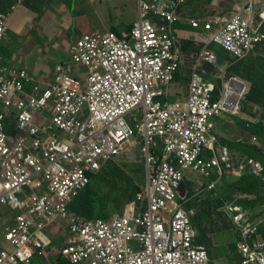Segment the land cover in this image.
<instances>
[{
	"label": "built area",
	"instance_id": "obj_1",
	"mask_svg": "<svg viewBox=\"0 0 264 264\" xmlns=\"http://www.w3.org/2000/svg\"><path fill=\"white\" fill-rule=\"evenodd\" d=\"M135 1L138 17L130 31L83 34L44 86L27 69L2 63L9 13L34 0H13L0 11V205L17 211L12 219L0 213V223L8 224L0 264L36 258L42 264L53 258L70 264H211L207 247L197 242L194 210L186 208L190 198L181 194L188 174L203 178L198 190L217 195L226 180L249 175L264 186L262 163L225 144L213 122L224 113L239 115L250 86L227 76L212 44L235 61L248 57L264 41L256 0L235 7L229 18L190 20L209 36L196 53L188 92L176 90L173 101L185 63L177 25L188 0ZM212 68L222 70L217 82L205 79ZM137 137L148 182L136 199L107 219L72 213L71 203L92 177ZM238 210V264H264L253 211ZM54 228L65 235L59 247L60 235L50 234Z\"/></svg>",
	"mask_w": 264,
	"mask_h": 264
},
{
	"label": "crops",
	"instance_id": "obj_2",
	"mask_svg": "<svg viewBox=\"0 0 264 264\" xmlns=\"http://www.w3.org/2000/svg\"><path fill=\"white\" fill-rule=\"evenodd\" d=\"M108 1H113V4L104 1L107 3V6L102 7L99 12H97V10L91 12L89 4L92 3L88 0H72V4H68L67 0H34L33 3L27 2L26 4L18 7L16 10L10 12L8 16L7 31L2 42V53L4 57L2 63L9 67L27 69L30 73L34 74L36 81L42 86L53 82L55 79L56 66L69 60L70 46L83 34L100 31L95 30L96 24L93 19L97 18L96 15L103 16L104 11H107L110 7H113L114 11L111 10L112 13H116L118 10H122L124 8L123 6L126 0ZM127 1L135 2V0ZM245 2L246 0H188L187 4L182 9L184 20L177 25V30L181 41H190L191 43L187 45V49L182 48L185 63L178 74L177 83L174 85L172 90L173 95L169 98L171 101L175 100L177 96L176 90H180L182 88L181 85L183 82H189L196 53L201 48L203 40L207 39L209 36V33L205 30L201 28H194L190 23V20L207 18L208 16L214 14H218L224 18H229L235 11V7L244 5ZM10 6L8 7V10ZM254 14L256 20L260 18V14L264 17V0H256ZM137 17L135 21L137 20ZM135 21L131 24L132 27L134 26ZM112 22L113 30V28L118 26L119 20L116 22L113 20ZM108 30L110 29L104 31ZM122 31L128 30L122 29ZM213 49L217 52L219 57H222L221 61L219 60L221 69L227 71L232 64L231 55L224 49L223 52L219 50L222 49L219 46L214 45ZM65 55H67L68 59L64 58ZM220 70L218 68H212L211 75L206 76L205 79L217 82L215 75L221 74L222 70ZM34 84L35 83H30L28 84V87L31 88ZM185 92H188V88ZM255 110L259 111V113H256L257 115L262 114V110L258 107L252 108L251 111L250 109H248V111L242 110L239 115L235 116L224 114L223 117L213 120L215 131L219 134L223 141L227 140L234 142L240 141L244 138L250 139V133L248 131L244 130L242 131L243 133H241L237 129L241 127L242 120L253 123L252 120L246 118V113H251L250 116L253 117L254 120L258 121V116H254ZM136 139L137 141L135 143L132 142L130 144L134 146L139 145L142 139L141 137H137ZM138 169H146L145 161ZM130 171L132 172V170ZM139 172L140 171H138L136 175L132 172L135 178L137 176L139 177ZM188 176L189 179L185 182V194L187 193L188 197L192 201L197 196L196 190H198L199 186L196 187L197 180L196 177H194L195 174L189 173ZM138 184L143 187L141 182H138ZM0 213L6 219H12L14 217V210L2 205H0ZM5 221L8 223L12 222V220ZM7 225L8 224L0 223V250L8 247V243L4 237V230ZM196 229L198 231L197 227ZM53 231H57V228H54ZM57 235L58 234H54L53 236ZM61 239L62 241L60 243H63L64 237ZM216 240L217 238H214L213 243L209 244L212 249L218 248ZM197 242L204 245L198 240ZM221 252L224 253L223 250H221ZM54 259L55 258L52 260L54 261ZM211 264H238V259H228L223 255H219L218 257L215 256L214 258L213 255Z\"/></svg>",
	"mask_w": 264,
	"mask_h": 264
},
{
	"label": "rangeland",
	"instance_id": "obj_3",
	"mask_svg": "<svg viewBox=\"0 0 264 264\" xmlns=\"http://www.w3.org/2000/svg\"><path fill=\"white\" fill-rule=\"evenodd\" d=\"M104 1L109 2L108 0H99L95 3L89 4L91 8V12L94 10H97V12H99L102 9V7H106L107 3H105ZM112 2L113 1L109 3L113 4ZM123 7L124 8L122 10H118V12L116 13L115 12L112 13V11L114 10L113 7H110L107 9V11H104L103 16L96 15L97 18L93 19L96 24L95 30H100L102 32L107 29L112 30L113 20L115 22L119 20L118 26L116 27L119 30L127 29L128 26L133 24L136 17L138 16L137 2L136 1L131 2L126 0ZM219 50L223 52L222 49ZM64 58L68 59L67 55H65ZM231 63L232 64L230 65V67L227 69V76L240 77L245 81H247L249 86H251L253 83V80L251 79L252 77H254L257 73H264V54L262 53H257V52L251 53L248 57H246L244 60L241 61H235L232 58ZM77 67L80 66L73 65L74 69H76ZM83 69H85V67H83ZM181 87L184 90H187L188 81H184ZM248 95L243 101L242 110L246 108L250 109V107L256 108V106H258L256 104L250 103V101L248 100ZM224 114L221 117H223ZM254 116H258V121H259L260 115L256 114V110ZM249 120H252L253 123H249L248 121L242 120L241 127L238 128L237 130H239L241 133H243L242 131L244 130L248 131L250 133V139L244 138L240 141H234V142L225 140V142L234 151L255 158L259 160L263 165V160L260 156V151L262 154H264V133H262L260 129L257 128V126L255 125L257 124L256 122L258 121L254 120V118L251 116ZM136 141L137 139L133 138L132 142L135 143ZM141 147H142V141L137 146H134L132 144H127V147L123 152V154L121 155V157L119 158V160H116L114 162L119 166L125 168V170L127 171L132 170L134 173L135 170L133 168L138 169L144 164L145 161L143 157V153L141 151ZM138 170L140 171L139 172L140 178L137 176L136 181L141 182L143 186H146L148 182L147 167L144 170H140V169ZM194 177H196L198 183V184L196 183V187H198L200 185V182L204 180L201 176H198L197 174H195ZM188 185L190 186L189 183ZM258 189H259V194L260 193L264 194L263 185L259 184ZM196 195L197 196L193 199L192 204L194 210V223L199 231L198 241L207 246L211 255V259H213V255L214 258L215 256L218 257L219 255H223L224 257L226 256V258L228 259L239 260L240 256L237 251V243L240 240V234H239L240 232H239V228L235 225V222L233 221V215L237 213V208H240L241 209L240 211L251 209L253 211L252 213L253 221L258 224V230L260 229V231L263 232L264 202H262L261 200L254 202V200L257 199L256 196L248 192L242 193L240 191H237L236 188L234 189L228 188V190L222 194L221 204H218V201H216L217 197L214 194H212V192L198 190L196 191ZM240 211L238 210V212ZM14 215L15 216L17 215V211L14 213ZM50 234L51 236H53L54 234H59L61 238L65 236L63 235L64 234L63 230H61L60 232L53 231L50 232ZM214 238H217L216 242L218 248L216 249H212L211 246L209 245L210 243H213ZM58 240L59 242L57 241V246L59 247L61 245L60 242L62 241V239H58ZM221 250H223L224 253L221 252ZM52 261L49 262L43 260L45 264H61L59 259L54 260L53 262ZM32 264H42V263L39 262L38 260H35L33 261Z\"/></svg>",
	"mask_w": 264,
	"mask_h": 264
},
{
	"label": "trees",
	"instance_id": "obj_4",
	"mask_svg": "<svg viewBox=\"0 0 264 264\" xmlns=\"http://www.w3.org/2000/svg\"><path fill=\"white\" fill-rule=\"evenodd\" d=\"M12 2L13 0H0V11H7ZM67 3L72 4V0H67ZM257 20L259 21L260 18H258ZM261 28L264 31V21L262 22ZM131 29L132 25L127 27V30L130 31ZM113 30L119 34L122 32V30H119L116 27L113 28ZM190 43V41H181L182 48L187 49V45ZM214 45L215 44H212V48L214 47ZM254 52L264 54V41L256 46L252 53ZM251 79L253 80V83L250 86L248 100L250 101V103L260 106L256 107L263 110L262 114L260 115L259 121L256 122L257 124L255 125L260 129L262 133H264V73H257ZM218 95L219 92L215 94L214 99H216ZM252 108L253 107H250V111ZM244 110L248 111V108ZM250 114L251 113H246V118L249 119ZM10 131H14L12 127L10 128ZM224 143L227 144L225 140ZM260 156L263 160L264 166V154H262L261 151ZM133 169L135 170L134 173L136 175L139 170L135 168ZM132 172L130 170H125V168L119 166L114 161L108 162L104 165L103 169L98 174L92 177L91 183L71 203L70 210L78 215L92 219H107L111 217L113 213L122 211L125 208L126 204L136 199L138 192L142 188L136 181L137 179ZM259 184L260 181L258 178L249 175L238 180H226L223 184L224 186L219 185L217 190L218 195L216 194V192H212V194L217 197L216 201H218V204H221L222 194L227 191L228 188H236L237 191H240L242 193L248 192L256 196L257 199L254 200V202H257L259 200L264 202V194H259ZM192 201L190 199V201L186 204V208L188 210L193 209ZM192 219L194 222V216ZM258 233L264 241V231L261 232L259 229ZM37 259L38 258H36L35 260ZM38 261L40 262L39 259ZM59 261L61 262V264H70L63 258H59Z\"/></svg>",
	"mask_w": 264,
	"mask_h": 264
},
{
	"label": "water",
	"instance_id": "obj_5",
	"mask_svg": "<svg viewBox=\"0 0 264 264\" xmlns=\"http://www.w3.org/2000/svg\"><path fill=\"white\" fill-rule=\"evenodd\" d=\"M221 59H222V57H219L220 61H221ZM161 160H162V157H160L158 165L161 162ZM181 194H182V196H184V194H185V183H183L182 186H181Z\"/></svg>",
	"mask_w": 264,
	"mask_h": 264
}]
</instances>
